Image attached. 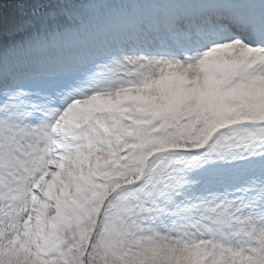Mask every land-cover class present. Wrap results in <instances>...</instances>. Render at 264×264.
Returning <instances> with one entry per match:
<instances>
[{
	"label": "snow or ice",
	"instance_id": "6c2138e0",
	"mask_svg": "<svg viewBox=\"0 0 264 264\" xmlns=\"http://www.w3.org/2000/svg\"><path fill=\"white\" fill-rule=\"evenodd\" d=\"M0 264H264V0H0Z\"/></svg>",
	"mask_w": 264,
	"mask_h": 264
}]
</instances>
